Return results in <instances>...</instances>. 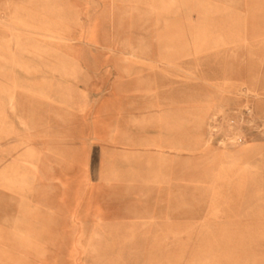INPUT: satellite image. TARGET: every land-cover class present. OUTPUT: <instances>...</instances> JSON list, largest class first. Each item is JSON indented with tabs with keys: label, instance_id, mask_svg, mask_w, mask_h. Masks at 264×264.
Returning <instances> with one entry per match:
<instances>
[{
	"label": "rangeland",
	"instance_id": "obj_1",
	"mask_svg": "<svg viewBox=\"0 0 264 264\" xmlns=\"http://www.w3.org/2000/svg\"><path fill=\"white\" fill-rule=\"evenodd\" d=\"M0 264H264V0H0Z\"/></svg>",
	"mask_w": 264,
	"mask_h": 264
},
{
	"label": "crops",
	"instance_id": "obj_2",
	"mask_svg": "<svg viewBox=\"0 0 264 264\" xmlns=\"http://www.w3.org/2000/svg\"><path fill=\"white\" fill-rule=\"evenodd\" d=\"M122 115H125V110H123V112H121Z\"/></svg>",
	"mask_w": 264,
	"mask_h": 264
}]
</instances>
